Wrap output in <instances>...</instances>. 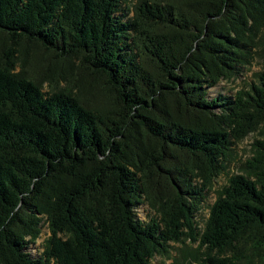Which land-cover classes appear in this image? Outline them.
Segmentation results:
<instances>
[{
	"label": "trees",
	"instance_id": "16d2710c",
	"mask_svg": "<svg viewBox=\"0 0 264 264\" xmlns=\"http://www.w3.org/2000/svg\"><path fill=\"white\" fill-rule=\"evenodd\" d=\"M130 1L0 0V264H264V0Z\"/></svg>",
	"mask_w": 264,
	"mask_h": 264
},
{
	"label": "rangeland",
	"instance_id": "374dc122",
	"mask_svg": "<svg viewBox=\"0 0 264 264\" xmlns=\"http://www.w3.org/2000/svg\"><path fill=\"white\" fill-rule=\"evenodd\" d=\"M136 1L131 0L130 2L123 5V12L126 17L125 19H130L134 16V6ZM48 58H52L51 56H47ZM75 67L79 65L78 60H73ZM35 64V63H34ZM37 70V69H36ZM261 70V61L259 59H255L250 65L246 66L242 69V72L239 76L229 80L222 81L220 84L210 91V97L218 95L219 93H224L228 95H234L238 91L246 89L250 83L256 80L255 75ZM75 75H77V71H74ZM64 84V82H63ZM47 86V84L45 85ZM89 99L100 97L96 94L89 93L87 94ZM258 138V134L252 133L247 136L243 141L235 143L233 148V156L230 162H228V168L220 174L213 182V187L208 192L207 200L203 203L202 210L198 213L196 217L197 227L200 229L204 228V221L209 217L210 206L214 204L217 193L225 186L229 179L238 174L246 173V163L254 156L253 144L255 139ZM138 216L141 220L150 221L152 217H156V213L152 211V209L148 206V204L143 205L138 210ZM49 236V230L45 226L42 233V238L38 240L37 247L33 249L34 254L38 253L42 249V245L45 242V239ZM174 249L172 250L173 257L183 258L186 256L187 258L193 251L198 247V243L192 242L190 239L186 240V244H171ZM173 260L167 257L156 256L153 260V264H172Z\"/></svg>",
	"mask_w": 264,
	"mask_h": 264
}]
</instances>
